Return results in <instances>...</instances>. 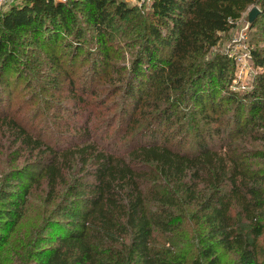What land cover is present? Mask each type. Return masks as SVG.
Instances as JSON below:
<instances>
[{"label": "trees", "instance_id": "trees-1", "mask_svg": "<svg viewBox=\"0 0 264 264\" xmlns=\"http://www.w3.org/2000/svg\"><path fill=\"white\" fill-rule=\"evenodd\" d=\"M252 7L261 12L252 30L264 24V0H155L147 16L118 0H26L23 7L13 4L0 16L1 79L9 70L21 72V37L54 47L73 31L80 39L82 12L103 45L108 32L122 25L140 28L147 41L137 60V81L127 89V125L130 130L141 127L136 148H101L88 137L72 150H55L42 140L33 141L25 128L19 130L18 142L45 161L41 176L48 200L58 201V220L42 229V235L52 228L61 235L47 247L41 236L33 253L24 248L28 242L11 244L35 182H9L10 194H0V264H223L221 250L237 256L232 264H264L257 246L264 234V175L256 169L264 152L233 143L226 150L224 144L216 148L215 138L205 130L197 131L193 147L184 150L163 130L177 122L185 101H196L207 120L208 108L214 115L221 113L216 86L226 78L230 62L217 55L208 60L207 55ZM67 47L73 50L71 44ZM82 47L78 43L74 51ZM252 56L264 71V56L256 51ZM143 76L153 93H139L135 83ZM235 102L231 99L228 105ZM236 107L238 127L246 115L245 131L238 129L239 135L246 144L248 138L260 139L253 131L264 130V72ZM207 123L211 127L217 122ZM76 164L83 176L69 184L67 173ZM187 228L197 240L193 252L180 247L191 243L171 240ZM160 235L166 236L163 245L156 240Z\"/></svg>", "mask_w": 264, "mask_h": 264}, {"label": "rangeland", "instance_id": "rangeland-1", "mask_svg": "<svg viewBox=\"0 0 264 264\" xmlns=\"http://www.w3.org/2000/svg\"><path fill=\"white\" fill-rule=\"evenodd\" d=\"M118 1L124 2L129 8H136L144 16L151 13L148 4H140L134 0ZM13 4L23 7L26 0H17ZM251 9L242 15L233 30L221 35L218 46L207 55L208 60L217 55L226 57L230 62L226 78L216 86L218 93L215 96L222 106L221 113L214 115L210 108L206 111L208 120H216L217 123L210 127L196 101H185L177 111V122L163 128L166 134L174 138V146L190 150L196 142L197 131L205 130L215 138L216 148L224 144L226 150L228 144L233 143L245 150L264 152V130L255 129L253 132L260 139L248 138L246 144V137L239 135L238 131L240 128L245 131L246 115L239 127L234 122L237 103L252 91L258 77L264 72L254 65L253 59L245 57V53L254 51L264 56V24L246 30ZM78 20L82 37L76 39L73 31L55 47L41 41L35 44L32 36L21 37L18 42L21 72L18 74L9 70L2 79L0 77V194H10L8 183H15L17 179L25 184L30 182L29 178L35 182L23 220L10 235L11 244L30 243L24 248L29 247L31 253L41 236L45 241L44 247H47L49 244L46 243H50L49 240L53 242L61 235V231L52 228L45 237L42 235V229L46 230L49 224L58 220V201L48 200V189L41 176L45 161L37 153L31 154V147L18 142L19 130L25 128L31 133L33 141L42 140L44 145L55 150H72L88 137L93 138L101 148L114 147L116 150H131L139 143L138 133L141 127L130 130L127 125L128 112L130 113L127 89L137 81V60L143 56L146 35L140 28L122 25L118 31L108 32L110 36L103 45L83 12L78 15ZM78 43L83 47L75 52L74 46ZM68 44L72 45V51L67 47ZM141 70L146 74L145 67ZM147 78L143 76L140 82L135 83L140 87L141 95L148 90L154 92L150 90L151 84ZM231 99H236V102L228 105ZM243 104H247V101H243ZM151 108L154 116L157 110L154 105ZM86 128L88 132L85 133ZM251 128L252 126L248 127L249 130ZM41 150L46 152L45 147ZM258 162L260 165L256 169L264 175V160ZM82 176L81 165L78 164L73 171L67 173L69 184ZM63 192L64 189L60 193L61 198L64 196ZM192 233L187 228L172 236L171 240L178 245L182 242L191 243V246L180 247L193 252V245H197V240ZM156 240L159 245H163L166 236L160 235ZM257 246L260 260L264 261V234L259 238ZM220 255L223 264H232L237 260L236 255L225 254L222 250Z\"/></svg>", "mask_w": 264, "mask_h": 264}, {"label": "built area", "instance_id": "built-area-1", "mask_svg": "<svg viewBox=\"0 0 264 264\" xmlns=\"http://www.w3.org/2000/svg\"><path fill=\"white\" fill-rule=\"evenodd\" d=\"M17 0H0V16L4 13L5 9L15 3ZM53 2H61V3H67V0H52ZM140 4H148L150 8L152 7V4L155 0H134ZM249 28V25L247 26L246 30ZM246 36V35H245ZM245 57L248 60H252L253 56L251 52L245 53Z\"/></svg>", "mask_w": 264, "mask_h": 264}, {"label": "water", "instance_id": "water-1", "mask_svg": "<svg viewBox=\"0 0 264 264\" xmlns=\"http://www.w3.org/2000/svg\"><path fill=\"white\" fill-rule=\"evenodd\" d=\"M260 10L258 7H253L249 14H248V25L249 28L255 23L256 19L258 18V16L260 15Z\"/></svg>", "mask_w": 264, "mask_h": 264}]
</instances>
